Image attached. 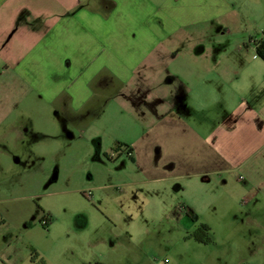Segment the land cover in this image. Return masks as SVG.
Listing matches in <instances>:
<instances>
[{"label": "rangeland", "instance_id": "1", "mask_svg": "<svg viewBox=\"0 0 264 264\" xmlns=\"http://www.w3.org/2000/svg\"><path fill=\"white\" fill-rule=\"evenodd\" d=\"M216 5L171 36L168 59L95 79L71 111L15 69L42 27H0V264H264V189L208 136L257 106L264 0ZM178 90L187 109L168 114Z\"/></svg>", "mask_w": 264, "mask_h": 264}, {"label": "crops", "instance_id": "2", "mask_svg": "<svg viewBox=\"0 0 264 264\" xmlns=\"http://www.w3.org/2000/svg\"><path fill=\"white\" fill-rule=\"evenodd\" d=\"M45 1L0 0V27L13 30L10 38L20 28L19 19L28 31L35 30L29 27L33 23L42 27L15 69L50 101L67 92L74 107L90 99L95 79L112 76L129 83L140 68L172 55L167 42L182 26L196 22V16L204 19L220 12L219 0ZM252 82L249 94L257 106L246 99L233 111V126L219 127L208 136L220 156L234 163V169L246 166L252 182L259 180L264 189V96H255L259 86L264 92V74L262 83ZM173 83V77L165 81L166 86ZM185 96L178 90L171 95V106L163 98L159 105L173 115L178 108L187 109Z\"/></svg>", "mask_w": 264, "mask_h": 264}, {"label": "trees", "instance_id": "3", "mask_svg": "<svg viewBox=\"0 0 264 264\" xmlns=\"http://www.w3.org/2000/svg\"><path fill=\"white\" fill-rule=\"evenodd\" d=\"M256 53L259 57H261L264 60V31L262 33V36L255 40L254 42ZM209 230V226L206 224L200 225V227L193 233V237L198 241H203V237L200 235L203 231Z\"/></svg>", "mask_w": 264, "mask_h": 264}, {"label": "snow or ice", "instance_id": "4", "mask_svg": "<svg viewBox=\"0 0 264 264\" xmlns=\"http://www.w3.org/2000/svg\"><path fill=\"white\" fill-rule=\"evenodd\" d=\"M64 104H65L66 108L69 109V111H71V109L74 107L76 102L72 99L71 96H69V97L64 99Z\"/></svg>", "mask_w": 264, "mask_h": 264}, {"label": "water", "instance_id": "5", "mask_svg": "<svg viewBox=\"0 0 264 264\" xmlns=\"http://www.w3.org/2000/svg\"><path fill=\"white\" fill-rule=\"evenodd\" d=\"M55 176H56V173H55Z\"/></svg>", "mask_w": 264, "mask_h": 264}]
</instances>
